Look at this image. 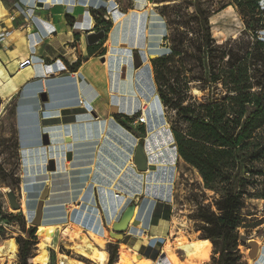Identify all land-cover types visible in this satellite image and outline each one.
I'll return each instance as SVG.
<instances>
[{
  "label": "crops",
  "instance_id": "crops-1",
  "mask_svg": "<svg viewBox=\"0 0 264 264\" xmlns=\"http://www.w3.org/2000/svg\"><path fill=\"white\" fill-rule=\"evenodd\" d=\"M135 1L138 9L149 5V0L146 4L144 0ZM0 3L5 6L0 4V8L7 13L6 17L0 15V99L17 102L24 149L41 151L42 160L35 166H45L44 163L55 159L49 158L50 146L65 148L56 175L62 174L61 179L68 180L69 200L81 207L74 211V219L88 221L86 233L95 232L105 238V232L111 233L109 229L121 219L124 211L134 206V221H140V225L130 226L119 242V252L121 246H125L142 256L157 247L170 232V226L164 225L173 217L170 184L174 187L176 167L183 160L178 152L170 154V134L167 139L157 133L159 131L150 133L147 125L140 124L143 134H136L107 108L108 100L113 101V105L119 107L117 115L122 120L141 112L140 103L137 106L132 101L125 104V100L116 96L117 92L130 93L128 87L120 83L124 79L122 74L106 67V55L99 56L106 43L99 49L100 53L89 56L86 36L97 28L93 12L110 9L112 4L118 8V0H0ZM115 9L110 13L118 16V23L137 12L129 9L121 16ZM30 58H39L43 63L20 68V64ZM79 61L81 64L76 67ZM43 93L48 95L46 103L40 99ZM163 109L161 116L166 123ZM46 125H56L69 144L72 158L67 159L68 162L64 143L44 144L43 137L47 134L41 135L37 128ZM113 125L127 134L121 137ZM140 143L145 147L149 165L155 166V170L142 173L136 169L133 161ZM126 173L129 179L124 177ZM154 176H160L161 180L151 181ZM145 235L148 236L146 241ZM179 255L185 262L184 253Z\"/></svg>",
  "mask_w": 264,
  "mask_h": 264
},
{
  "label": "trees",
  "instance_id": "trees-1",
  "mask_svg": "<svg viewBox=\"0 0 264 264\" xmlns=\"http://www.w3.org/2000/svg\"><path fill=\"white\" fill-rule=\"evenodd\" d=\"M258 2H154L166 22L169 52L151 60L153 80L177 152L203 181L194 217L202 239L213 244L210 264H247L238 249L240 229L247 228L244 211L249 200L264 201V12ZM232 6L239 9L245 30L237 39L218 43L211 18ZM88 49L92 57L99 47ZM207 192L212 194L209 204ZM36 234L31 227L17 240L19 264L34 263ZM118 250L119 242L109 244L108 262L98 264H121L127 251L121 248L119 256ZM148 252L142 256L157 259V251Z\"/></svg>",
  "mask_w": 264,
  "mask_h": 264
},
{
  "label": "rangeland",
  "instance_id": "rangeland-1",
  "mask_svg": "<svg viewBox=\"0 0 264 264\" xmlns=\"http://www.w3.org/2000/svg\"><path fill=\"white\" fill-rule=\"evenodd\" d=\"M118 2V8L115 4H112L110 9L101 8L96 10L95 18L103 24L98 26L96 31L105 30L107 33L106 39L98 45L100 49L104 47L106 43L105 50H103L99 56L106 55L105 64H107L109 69L120 72V75L122 74V68L127 66L126 77L120 83H123V85L129 89L128 92L130 94L124 96H134L133 85L137 70L134 69L133 55L138 53L143 62V68L141 67L139 70L147 71L149 78L148 84L150 85L149 88L153 95L156 93V86L152 78L153 72H149L148 69L146 70L145 63L147 58H149L151 63V55L148 54V50L154 48L155 36L157 35L158 28H156V24L154 20H152L155 16L164 26V34L159 41V49L164 52L158 55L169 52L164 42V37L168 34L166 22L158 11L160 5L155 4V0H149L148 7L138 9L135 0H118ZM263 2L264 0H259L258 3L261 11L264 12V8H262ZM0 4L4 6L3 3ZM114 9L115 11H120L119 15L128 13L129 9H134L137 12H135L133 16L123 18L120 23H118V16H111L112 13H110V11ZM4 15L5 17L7 15L5 9ZM2 19L5 20L6 18ZM211 24L213 36L218 43H223L229 39H237L245 30L244 20L240 15L239 9L235 6L228 7L223 12L212 17ZM99 51L100 50L97 51V54L100 53ZM94 86L96 87L95 82ZM123 103H126V101H123ZM107 104L113 106V101L108 100ZM151 108L152 110L148 108V116L150 120H154L157 116V109H155L154 106ZM163 112L166 124H164V127L154 132L159 131L157 133L162 134L167 139L170 134V154L177 155V151L175 150L176 145L175 143L173 144V137L169 130L170 126L164 109ZM141 113L142 112L130 117H125L122 120L127 127L136 134H143L141 126L137 123V120L141 117ZM161 115L162 113L159 111L158 116ZM145 125H147L150 131L149 123L145 122ZM37 129L41 132V135L46 132L50 144L59 142L64 143L67 147V154L71 152L69 144L65 143L56 125H49L47 127L42 126V128L40 127ZM66 131H68V129H66ZM22 137V120L19 115L17 102L2 101L0 107V264H19L20 248L17 244V240L20 237L25 238L26 230L33 227L37 208L46 188L50 189V195L48 199L45 200L42 223L36 228L38 230V234H36L38 244L35 247L34 254L36 257L33 264H98L99 262H108V257L110 255L108 246L116 241L111 238L108 231L105 232V238L99 237L95 232H92L94 234L91 232L86 233L87 228H89L88 221L74 219L73 213L78 209V206L68 200V180L61 179V176H63L62 174L56 175V171L60 168L59 157L64 156L65 148L58 147L57 145L50 146L49 158H55L57 169L55 172L48 174L46 170L49 164L47 162L44 163L45 166H35L42 160V152L39 150L27 152V150L24 149L25 146L22 142ZM67 154L65 158L66 162H68ZM30 165L33 166L29 167ZM176 169V182L174 187L172 184L170 186V192L173 197V201L172 198L170 200L172 201L171 205L173 212L171 214L173 217L171 221H169L171 224L168 223L170 232L168 235H164L165 238L157 244V247L150 248L148 252L154 254V251H157L159 253L157 259L164 253V247L167 243L171 246H176L180 243L176 240L178 237L183 236L186 241L202 239V232L197 231L201 224L194 216L197 210L196 201H200L203 196V181L198 172L183 161H179ZM28 182L36 183L27 184ZM11 194L15 195L18 202L27 209L26 212H23V209L22 211L12 210L9 203V195ZM207 196L208 198L205 204L211 202L210 197L212 194L207 192ZM71 204L74 206H71ZM167 209L166 207L164 211H167ZM244 214H246L247 218V223L245 224L247 228H241L240 235H246L249 239H254L258 242L260 246L259 257L254 262L251 260L250 263L248 259V245L239 241L238 249L244 256L247 264H264V201L255 199L249 200L246 204ZM53 226L58 227V229L51 234ZM109 231L113 232V226ZM72 235L75 238L74 240L71 239ZM79 236L92 238L95 247L103 252V258L88 259L85 254H90L92 250L81 246L80 241L77 242L76 239H78ZM144 240L146 241L148 239L144 238ZM10 241L16 244L17 252L14 253L10 250L11 248L8 245ZM121 248L127 251L121 256V264H157V259L154 261L151 259L146 260L142 256L130 252L129 250L131 249L127 250L125 246H121ZM214 251L213 247L211 259L205 264L212 263ZM176 253L181 260L183 257L179 254L183 252L177 250ZM118 255L120 256L119 250Z\"/></svg>",
  "mask_w": 264,
  "mask_h": 264
},
{
  "label": "bare ground",
  "instance_id": "bare-ground-1",
  "mask_svg": "<svg viewBox=\"0 0 264 264\" xmlns=\"http://www.w3.org/2000/svg\"><path fill=\"white\" fill-rule=\"evenodd\" d=\"M137 2L140 3L139 0H137ZM141 5H143V3ZM0 15H1V17L4 15V9L3 8H0ZM152 20H154V22L156 24V28H158V30H157V35L155 36L154 48L151 49L149 47L150 49L148 50V54L149 55H158V54H162L164 52V51H161L159 49V41H160V39L162 38V36L164 34L163 33L164 32V26H163V23L160 20L156 19V16ZM105 65L107 67V64H105ZM145 65H146V70L148 69L149 72H152V64L150 63L149 58H147V61H146ZM148 83H149V78H148L147 71L137 70L136 75H135V82H134V85H133V87H134L133 90H134L135 95L134 96H124V95H120L117 92L116 96L119 99H121V100H125L126 102L132 101V103H134L135 106H137L138 103L141 104V112L143 113V119L145 120V122L149 123L150 133H152L155 130H157V129L161 128V127H164V124H166V123H165V120L162 119V116H158V112L159 111L162 113V103H161L159 97L156 95V93L153 94V95L151 94V91H150V88H149L150 85ZM153 106H154L155 109H157V116H156V119H154V120L151 119L150 120V117L148 116V112H149L148 108H150L152 110L151 107H153ZM112 127L116 130V132L118 134L121 133L120 134L121 137H122V135H126L127 134V132L124 131L123 129H117L116 127H114V125ZM59 152H60V150H59ZM42 166H44V165H42ZM124 177H127L129 179L130 178L129 173H126L124 175ZM152 180L153 181L155 180V181L158 182L161 179H160V176H158V177L154 176V178H151V181ZM153 184H154V182H153ZM170 186H171V184H170ZM163 195H164V193H163ZM163 198H167V196H163ZM171 198H172V193L170 192V200H171ZM53 200H55V199H53ZM71 206H74V205L71 204ZM21 208L23 209V212L27 211V209L25 207L22 206ZM80 208L81 207L79 206L78 209H80ZM108 222L111 224L110 221H108ZM70 223H72V222H70ZM164 225L168 226V223H165ZM57 229H58V227L53 226L52 229H51V234ZM92 234H94V233H92ZM145 238H148V236L145 235ZM71 239H73V240L75 239L73 235L71 236ZM76 240H77V242L80 241V245L84 246V248L87 247L88 249L92 250L90 254H85V256L88 259L93 260V259H102L103 258V254H102L103 252H101L98 248L95 247V244L93 243L92 238L79 236V238L76 239ZM176 240H178L180 242L176 246H171V245H169V243L166 244V246L164 247V254L166 255V260L157 261L156 262L157 264H205V263H208L210 261L212 248H213V244H212V242L210 240H208V239H195L193 241H186L183 236L178 237ZM8 245L11 248L10 250H12L14 253L17 252V246H16V244L13 241L8 242ZM177 250L183 252L185 257H187L185 262H182L181 261L182 259L180 260V258L178 257V255L176 253ZM249 262L251 263V260H249ZM80 264H82V263H80Z\"/></svg>",
  "mask_w": 264,
  "mask_h": 264
},
{
  "label": "water",
  "instance_id": "water-1",
  "mask_svg": "<svg viewBox=\"0 0 264 264\" xmlns=\"http://www.w3.org/2000/svg\"><path fill=\"white\" fill-rule=\"evenodd\" d=\"M147 3V0H144V4ZM107 37V33L105 30H99L96 31L94 30L93 32L89 33L86 36V41L87 44L89 46H95V45H99L100 42H102L103 40H105ZM160 55H151L150 59L153 60L154 58L158 57ZM104 62V59H103ZM133 65H134V69L135 70H139L142 65L143 62L141 60V57L138 53L133 55ZM126 72H127V67H123L122 68V77L125 78L126 77ZM40 99L42 102L46 103L48 101V95L46 93L41 94ZM107 108L110 110V113L112 115H117L119 114V107L118 106H110L107 105ZM94 117H96L95 114H93ZM43 142L45 145H50V141H49V137L48 135H44L43 137ZM68 142H70V140L68 139ZM72 158V153L69 152L67 154V159L71 160ZM136 169L139 172H148V171H153L156 169L155 166H150L149 162H148V157L145 151V147L143 144H138L136 149H135V155H134V161H133ZM48 171L49 172H55L57 169V166L55 164V160H50L48 163ZM50 195V189L46 188L43 195L41 196V201L39 203V206L37 208V212H36V217L33 221V227L34 228H38L41 223H42V216H43V210H44V206H45V200L48 199ZM9 203L10 206L12 208V210L14 211H22V205L20 202H18L17 198L15 195H9ZM135 216V207L131 206L128 207L121 219L113 224V232L110 233V236L112 239H114L116 242H120L123 240L124 235L129 231L130 226L132 225V221L134 219ZM134 226H138L140 225V221H134L133 222ZM240 242L247 244L249 247V251H248V259L252 260V261H256L259 257V249L260 246L258 244V242L254 239H249L246 235H241L240 236ZM162 260H166V255L164 253H162L159 258L156 261H162Z\"/></svg>",
  "mask_w": 264,
  "mask_h": 264
},
{
  "label": "built area",
  "instance_id": "built-area-1",
  "mask_svg": "<svg viewBox=\"0 0 264 264\" xmlns=\"http://www.w3.org/2000/svg\"><path fill=\"white\" fill-rule=\"evenodd\" d=\"M262 8H264V2L262 4ZM31 12V11H29ZM36 63H43V60L39 58H30L29 60L20 64V68H23L26 65H34ZM137 123L140 125H145V120L143 119V113H141V117L137 120Z\"/></svg>",
  "mask_w": 264,
  "mask_h": 264
}]
</instances>
